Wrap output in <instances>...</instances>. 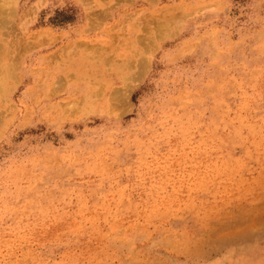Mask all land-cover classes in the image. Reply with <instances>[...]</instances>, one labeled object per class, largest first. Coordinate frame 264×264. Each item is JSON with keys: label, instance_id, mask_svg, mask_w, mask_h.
Returning a JSON list of instances; mask_svg holds the SVG:
<instances>
[{"label": "rangeland", "instance_id": "rangeland-1", "mask_svg": "<svg viewBox=\"0 0 264 264\" xmlns=\"http://www.w3.org/2000/svg\"><path fill=\"white\" fill-rule=\"evenodd\" d=\"M0 44V264H185L264 206V0H0Z\"/></svg>", "mask_w": 264, "mask_h": 264}, {"label": "bare ground", "instance_id": "bare-ground-1", "mask_svg": "<svg viewBox=\"0 0 264 264\" xmlns=\"http://www.w3.org/2000/svg\"><path fill=\"white\" fill-rule=\"evenodd\" d=\"M141 4H144V2H142ZM135 9H136V11L134 12L135 14H139L140 12L142 14L143 11L146 10L144 7L143 8H135ZM171 33H172L171 31L170 32H163L162 34H160L161 36L159 38L169 36V35H171ZM129 37L130 36H128V38ZM138 40H139V38L137 39V41ZM43 44H45V43L39 42L37 48L39 46L42 47ZM26 45H29V44H26ZM75 45H76V41L75 42L70 41L67 44H62L60 46L61 48L59 51L56 50L53 53H51L49 56H52V57L55 55L59 56L60 52L63 53L64 51L67 50L68 47L71 48L72 46H75ZM151 47H153V46H151ZM28 48L29 47L27 46L26 47L27 51H28ZM38 49H41V48H38ZM150 49H152V48H150ZM145 53H148V51H146ZM86 54H87L86 55V58H87L86 62L88 61L86 66L88 68H92L95 70V67H97V65L90 63L88 60L90 58V57H88L89 52H87ZM46 57H47L46 55L40 56L39 61L43 62V60ZM32 58L33 57H31L30 59L26 58V62H28V60L29 61L32 60ZM49 59H50V57H49ZM83 62H84V60L82 59V60L76 61L74 65H73V63H65V67L70 68V71H72L73 68H76V69H78L77 74H79L82 71H84V69H85V63H84V65H82ZM148 63H149L148 56H145L144 54H142L138 63L129 64V68L132 69V74L126 78L125 86L122 88L121 87L120 88L114 87L111 90L109 99L107 100L108 104L111 105L110 100H113V101H115L116 104H119L117 107L118 108L117 110L119 113H123V112L127 111V108L129 105L130 90L132 89V87L136 81L142 79V77L144 76V74L147 70ZM108 69H111V68H108ZM64 79H66V80L69 79V76H65V75L63 77L61 76L57 81L63 82ZM79 79H81V78H78V76H77V78H75V80H74L75 83H71L69 85L67 83H64L65 85L60 90L59 89L56 90L55 88L54 89L51 88V90H52L51 93H53V94L57 93L58 94V93L64 92V90L69 91V89L72 86H74V88L73 87L71 88L72 89L71 92L72 93H78L85 88V86L83 84L87 85V83H88V82L81 83ZM117 79H118V76L110 77L109 85H112L111 87L115 86L114 83H116L118 81ZM261 92H262V88H261V91L259 93L260 98H262ZM258 140H259L258 143H260L262 141V139H258ZM249 152L250 151L247 148H245V149H243L244 154H241V157H237L234 154H231L229 156L228 159H230V162L227 165V169L229 170V172L231 174H235L237 169H242V170L246 169L249 157L251 156L249 154ZM257 153H258L257 155H252V157L259 158L263 162L264 151L262 152L260 150ZM260 172H264V171H260ZM259 177H261L262 180L264 179L260 174H259ZM262 196L263 195H261L260 198L258 196L259 199L257 200V202H255L253 205H251L250 208H248L249 212H247V213L244 212L243 215L239 216L240 217L239 219H241L240 221L242 223H237V224L233 223L235 225H233V224L229 225L230 227H233V229L228 234L224 235L222 232H220L219 233L220 235L218 234L217 236L212 237V232L210 231L211 236L208 238H201L199 246L195 247L192 250L190 249V247H188L189 245L186 244L187 247L185 249L190 253L198 254L200 256L201 260H200V258H194V259H192V261L186 260L185 264H210L209 261H211V260H212L211 261L212 264H214V263L216 264L218 259H214V257H211L210 254L204 250V247H206V244H205L206 240H208V241L218 240L219 246L217 248L221 247L220 248L221 252L222 251L228 252L233 246H236L237 244L244 243V242L246 244L247 243L246 241H249V240H250V242L253 241L254 245H253V247L249 253L244 249V247L238 246V247H236L237 249L235 250V252H236L235 257L233 256L232 259L237 264H238V262L243 263V264H264V206H262V207L260 206ZM238 208L240 209V207H238ZM152 209L153 208H151V210ZM194 216H193L194 219H198L197 215H194ZM216 218H217V216H216ZM236 218H237V216H236ZM221 221L224 223L225 218H223V219H222V217L218 218V223ZM215 223H216V220H215ZM228 223L230 224V221ZM220 228L221 227H219L217 229L218 232L220 231ZM91 231H93V229ZM208 232H209V230H208ZM122 237L125 240V236L123 235ZM216 242L215 241L212 242V245H214ZM250 242H248V243H250ZM137 243H139V242H137ZM172 246L175 248V245L172 244ZM213 247L216 248V246H213ZM234 249L235 248L231 249L230 251H232ZM133 255H136V254H133ZM173 255H175V253H173ZM173 257H175V256H173ZM170 260L171 259H169L168 257L160 255V262H161L160 264H169L168 262H171Z\"/></svg>", "mask_w": 264, "mask_h": 264}]
</instances>
